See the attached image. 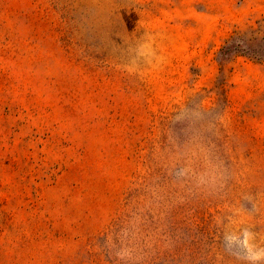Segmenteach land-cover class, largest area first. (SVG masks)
I'll list each match as a JSON object with an SVG mask.
<instances>
[{"label": "rangeland", "instance_id": "374dc122", "mask_svg": "<svg viewBox=\"0 0 264 264\" xmlns=\"http://www.w3.org/2000/svg\"><path fill=\"white\" fill-rule=\"evenodd\" d=\"M0 264H264V0H0Z\"/></svg>", "mask_w": 264, "mask_h": 264}]
</instances>
